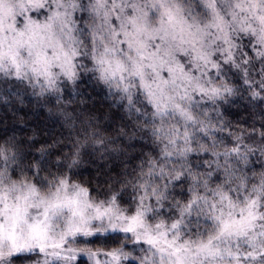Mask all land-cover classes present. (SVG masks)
<instances>
[{
	"label": "snow or ice",
	"instance_id": "snow-or-ice-1",
	"mask_svg": "<svg viewBox=\"0 0 264 264\" xmlns=\"http://www.w3.org/2000/svg\"><path fill=\"white\" fill-rule=\"evenodd\" d=\"M83 257L264 264V0H0V264Z\"/></svg>",
	"mask_w": 264,
	"mask_h": 264
},
{
	"label": "trees",
	"instance_id": "trees-1",
	"mask_svg": "<svg viewBox=\"0 0 264 264\" xmlns=\"http://www.w3.org/2000/svg\"><path fill=\"white\" fill-rule=\"evenodd\" d=\"M95 95H96L97 102L99 103L100 100L102 99L103 93L97 90V93ZM29 119H35V117H29ZM96 176H97V173L94 167L84 165L80 169V175L76 177V179L83 182L86 186L89 184L94 186L96 182ZM84 246L85 248H93V249L100 248L103 246L102 239L96 240L95 243H84ZM78 264H90V262L86 258H79Z\"/></svg>",
	"mask_w": 264,
	"mask_h": 264
},
{
	"label": "rangeland",
	"instance_id": "rangeland-1",
	"mask_svg": "<svg viewBox=\"0 0 264 264\" xmlns=\"http://www.w3.org/2000/svg\"><path fill=\"white\" fill-rule=\"evenodd\" d=\"M86 239H92V238H86ZM76 247H79V248H85V246H84V242H81V243H78L77 245H75ZM83 258H86L87 259V257H83ZM90 262V261H89Z\"/></svg>",
	"mask_w": 264,
	"mask_h": 264
}]
</instances>
